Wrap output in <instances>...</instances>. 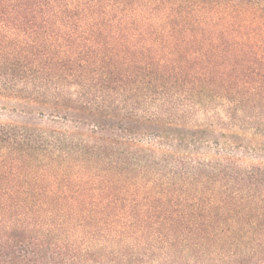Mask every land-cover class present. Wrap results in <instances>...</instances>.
Instances as JSON below:
<instances>
[{"label":"rangeland","instance_id":"obj_1","mask_svg":"<svg viewBox=\"0 0 264 264\" xmlns=\"http://www.w3.org/2000/svg\"><path fill=\"white\" fill-rule=\"evenodd\" d=\"M133 13L151 74L103 119L114 134L102 136L127 144L102 201L63 234L64 264H264V0H145ZM0 122L50 124L6 96Z\"/></svg>","mask_w":264,"mask_h":264},{"label":"trees","instance_id":"obj_2","mask_svg":"<svg viewBox=\"0 0 264 264\" xmlns=\"http://www.w3.org/2000/svg\"><path fill=\"white\" fill-rule=\"evenodd\" d=\"M143 5L0 0V96L36 104L50 122H0V264H64L74 215L102 201L98 183L127 144L103 119L151 74L128 34Z\"/></svg>","mask_w":264,"mask_h":264}]
</instances>
